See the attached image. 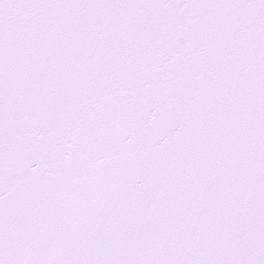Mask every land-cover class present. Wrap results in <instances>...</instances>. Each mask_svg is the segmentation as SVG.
Listing matches in <instances>:
<instances>
[{
	"label": "snow or ice",
	"instance_id": "snow-or-ice-1",
	"mask_svg": "<svg viewBox=\"0 0 264 264\" xmlns=\"http://www.w3.org/2000/svg\"><path fill=\"white\" fill-rule=\"evenodd\" d=\"M0 264H264V0H0Z\"/></svg>",
	"mask_w": 264,
	"mask_h": 264
}]
</instances>
